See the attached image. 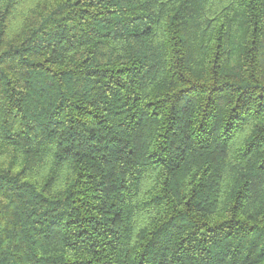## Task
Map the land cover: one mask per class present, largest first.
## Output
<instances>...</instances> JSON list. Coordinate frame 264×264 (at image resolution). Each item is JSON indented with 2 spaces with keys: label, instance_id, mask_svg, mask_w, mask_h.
Returning <instances> with one entry per match:
<instances>
[{
  "label": "trees",
  "instance_id": "16d2710c",
  "mask_svg": "<svg viewBox=\"0 0 264 264\" xmlns=\"http://www.w3.org/2000/svg\"><path fill=\"white\" fill-rule=\"evenodd\" d=\"M0 264H264V0H0Z\"/></svg>",
  "mask_w": 264,
  "mask_h": 264
}]
</instances>
